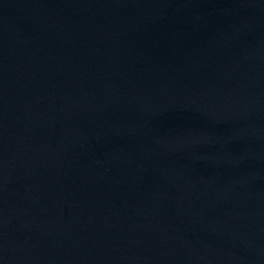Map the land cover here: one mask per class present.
I'll return each instance as SVG.
<instances>
[{
    "label": "water",
    "instance_id": "1",
    "mask_svg": "<svg viewBox=\"0 0 264 264\" xmlns=\"http://www.w3.org/2000/svg\"><path fill=\"white\" fill-rule=\"evenodd\" d=\"M0 264H264V0H0Z\"/></svg>",
    "mask_w": 264,
    "mask_h": 264
}]
</instances>
